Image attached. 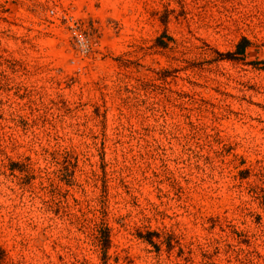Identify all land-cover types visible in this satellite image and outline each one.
Here are the masks:
<instances>
[{"label": "rangeland", "instance_id": "rangeland-1", "mask_svg": "<svg viewBox=\"0 0 264 264\" xmlns=\"http://www.w3.org/2000/svg\"><path fill=\"white\" fill-rule=\"evenodd\" d=\"M0 246L264 264V0H0Z\"/></svg>", "mask_w": 264, "mask_h": 264}, {"label": "trees", "instance_id": "trees-1", "mask_svg": "<svg viewBox=\"0 0 264 264\" xmlns=\"http://www.w3.org/2000/svg\"><path fill=\"white\" fill-rule=\"evenodd\" d=\"M250 44V42L243 38L241 39L237 45H236V51L235 53L236 54H240L242 55L246 49V47ZM102 240H103V249H106L107 246H108V242H109V237H108V234L107 232H103L102 234ZM150 241V240H148ZM6 252L5 250L0 246V264H6Z\"/></svg>", "mask_w": 264, "mask_h": 264}, {"label": "built area", "instance_id": "built-area-1", "mask_svg": "<svg viewBox=\"0 0 264 264\" xmlns=\"http://www.w3.org/2000/svg\"><path fill=\"white\" fill-rule=\"evenodd\" d=\"M48 12H49V13H53V10H52V9H50Z\"/></svg>", "mask_w": 264, "mask_h": 264}]
</instances>
